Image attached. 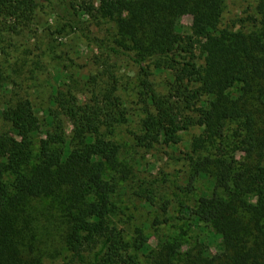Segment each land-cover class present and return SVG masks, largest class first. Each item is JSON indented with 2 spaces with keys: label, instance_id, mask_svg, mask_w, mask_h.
I'll list each match as a JSON object with an SVG mask.
<instances>
[{
  "label": "trees",
  "instance_id": "obj_1",
  "mask_svg": "<svg viewBox=\"0 0 264 264\" xmlns=\"http://www.w3.org/2000/svg\"><path fill=\"white\" fill-rule=\"evenodd\" d=\"M88 2L78 13L74 0H0V66L17 75L0 79L8 97L0 108V264H43L64 253V264H264V0L250 32L222 28L227 0ZM45 3L62 23L57 32L48 27L49 35L69 29L85 36L84 16L114 23L117 33L93 38L97 68L83 85L87 99L59 74L63 87L52 86L39 109L32 96L41 65L28 59L29 49H14L19 56L7 49L21 33H34ZM185 16L192 18L189 31ZM124 63L137 70L145 106L136 147H174L183 130H201L189 141L184 189L190 194L200 179L210 183L193 199H157L153 181L140 177L114 139L129 119L120 96ZM159 74H166L164 91L154 81ZM129 182L136 198L157 204L150 227L192 221L210 236L193 242L181 229L153 248L146 227L129 234L119 225Z\"/></svg>",
  "mask_w": 264,
  "mask_h": 264
},
{
  "label": "rangeland",
  "instance_id": "obj_2",
  "mask_svg": "<svg viewBox=\"0 0 264 264\" xmlns=\"http://www.w3.org/2000/svg\"><path fill=\"white\" fill-rule=\"evenodd\" d=\"M259 0H227L225 9L221 13V26L222 28H232L235 31H252L253 22L252 19L257 17V5ZM58 3L59 0H54ZM78 13H82V10L86 8L89 3L88 0H74ZM84 20L85 36L79 33H75L71 30H67L58 36V34L49 35L47 28L51 27L52 31H58L61 29L62 23L58 22L56 14L47 3L43 5L41 11H39L35 24L30 31L34 30V33L29 34L21 33L20 36H16L12 43L14 45L7 49L12 56H19L23 50L29 49L31 55L28 59H37L38 65H41L37 70L36 76L39 78L36 82V89L33 93L32 99L37 108L44 109L48 105V100L52 92V86L62 88L59 85L57 76L61 74L62 83L72 86L74 91L78 94L81 100L87 99V95L84 91V83L91 74L95 73L97 64L95 62V56L97 50L94 46L93 38H99L109 40L116 36L117 29L114 23L98 24L97 21L91 20L88 17H82ZM88 18V19H87ZM186 31L192 26V18L185 16L182 19ZM29 31V32H30ZM54 33V32H53ZM58 36V39H57ZM50 37L52 39H50ZM9 39V38H8ZM56 39V41H54ZM38 47H41L40 51H37ZM49 48L52 53L46 56L41 54L42 50ZM14 49L19 51L14 53ZM50 51V52H51ZM40 56L39 58L37 56ZM51 56V57H50ZM5 56L0 51V64H4ZM42 64L47 67L44 68ZM39 71V72H38ZM120 74L124 77L121 81L120 96L124 101L128 110V121L120 125L115 132L114 139L125 145V156L132 159L137 163V170L141 173L140 177L146 181H153L157 199L171 198L173 202L184 201V198H191L200 192L205 191L209 187L210 181L200 179L196 185L193 193L187 192L185 184L190 177V169L186 165V154L190 151L189 141L195 135H199L201 130L198 128H190L181 132L182 141L174 147L158 146L152 150H145L140 147H136L133 134L139 132L140 120L144 113V103L140 100L137 94L136 81L137 70L133 66L124 63L119 69ZM0 75L3 79L11 76L14 79L17 77L14 74L13 69L9 64L0 66ZM17 80V78H16ZM166 74H159L154 76V81L157 83V87L161 90H165ZM22 81V75L21 79ZM26 84V83H25ZM8 97L0 89V108H4L7 104ZM233 127V126H232ZM130 180V179H129ZM133 182H129V187L125 192L127 195L120 196V207L124 210L125 214L120 215L121 223L120 227L124 228L129 234H132L133 228L137 226H144L151 233L150 243L153 248L157 247L160 238H173L176 237L181 229L187 230L188 236H190L193 242L206 240L209 234V230H205L195 226L192 221L185 222L183 228H181L184 222L170 223L160 227L158 230L154 227H150L152 224V218L156 215L157 204L155 207H149L143 200L136 198L132 194L134 191L131 188ZM156 199V200H157ZM160 205L159 202H157ZM176 226L172 224H177ZM217 243L211 246L213 253L217 252ZM56 247H52V253L56 251ZM185 245V250L187 249ZM65 253L63 255H50L43 262V264H64ZM137 264H149L145 259H138Z\"/></svg>",
  "mask_w": 264,
  "mask_h": 264
}]
</instances>
